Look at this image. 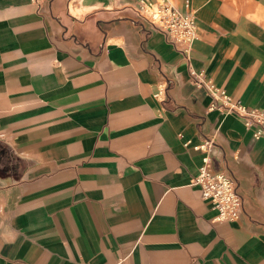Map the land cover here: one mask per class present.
I'll use <instances>...</instances> for the list:
<instances>
[{
  "label": "crops",
  "instance_id": "obj_1",
  "mask_svg": "<svg viewBox=\"0 0 264 264\" xmlns=\"http://www.w3.org/2000/svg\"><path fill=\"white\" fill-rule=\"evenodd\" d=\"M137 1L0 0V264H264V138L190 75L264 111V0H144L188 48ZM207 140L235 222L191 186Z\"/></svg>",
  "mask_w": 264,
  "mask_h": 264
},
{
  "label": "built area",
  "instance_id": "obj_2",
  "mask_svg": "<svg viewBox=\"0 0 264 264\" xmlns=\"http://www.w3.org/2000/svg\"><path fill=\"white\" fill-rule=\"evenodd\" d=\"M133 9L142 20L168 32L174 41L185 48L196 39L197 32L192 16L178 12L166 2L150 4L138 0ZM190 75L193 84L197 88H204L211 97L209 111L217 110L224 115H232L241 120L247 129L255 125L257 129L253 132V137L264 138V111L248 110L239 102H233L231 97L211 80H206L203 72L191 71ZM159 95L160 92L156 96ZM212 148L213 140L204 141L194 148L202 151L205 156L196 176L191 180V186L198 188L202 200L217 211L218 215L214 222H235L240 216V198L231 179L224 173L215 171L210 157Z\"/></svg>",
  "mask_w": 264,
  "mask_h": 264
}]
</instances>
